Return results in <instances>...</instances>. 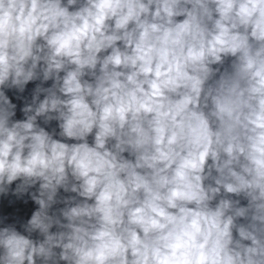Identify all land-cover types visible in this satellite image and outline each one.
I'll return each instance as SVG.
<instances>
[{
  "label": "clouds",
  "instance_id": "1",
  "mask_svg": "<svg viewBox=\"0 0 264 264\" xmlns=\"http://www.w3.org/2000/svg\"><path fill=\"white\" fill-rule=\"evenodd\" d=\"M0 264H264V0H0Z\"/></svg>",
  "mask_w": 264,
  "mask_h": 264
}]
</instances>
